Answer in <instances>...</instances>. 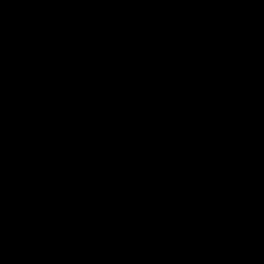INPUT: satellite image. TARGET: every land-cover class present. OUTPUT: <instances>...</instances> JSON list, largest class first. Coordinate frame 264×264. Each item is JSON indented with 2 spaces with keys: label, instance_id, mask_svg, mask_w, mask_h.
<instances>
[{
  "label": "trees",
  "instance_id": "obj_1",
  "mask_svg": "<svg viewBox=\"0 0 264 264\" xmlns=\"http://www.w3.org/2000/svg\"><path fill=\"white\" fill-rule=\"evenodd\" d=\"M0 264H264V0H0Z\"/></svg>",
  "mask_w": 264,
  "mask_h": 264
}]
</instances>
